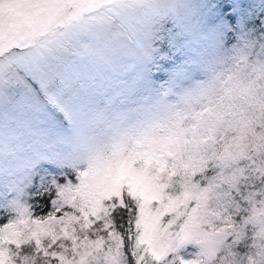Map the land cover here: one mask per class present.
<instances>
[{
    "label": "snow or ice",
    "instance_id": "snow-or-ice-1",
    "mask_svg": "<svg viewBox=\"0 0 264 264\" xmlns=\"http://www.w3.org/2000/svg\"><path fill=\"white\" fill-rule=\"evenodd\" d=\"M242 7L238 2L214 4L195 23L177 16L171 26L156 31L149 19L155 9L142 12L139 0H117L111 16L136 45L123 54L130 62L121 64L119 72L93 68L83 56L52 57L46 54L52 51L48 45L0 59V127L23 121L35 129L33 164L54 159L61 141L113 93L138 98L132 102L179 94L180 104L159 101L160 135L153 138L144 159L134 164L135 170L94 175L85 183L88 203L101 198L116 203L124 187L129 196L139 194L144 235L134 251L140 264L148 260L141 259L144 244L161 245L159 215L153 216L161 205L177 216L187 215L184 238L175 246L164 245L173 253L169 264H180L184 243L199 249L197 264H264V139L252 146L245 143L234 108L236 89L228 87L216 63L229 49V37L232 52L249 44ZM85 48L89 56L105 54L97 36L89 37ZM47 167H36L37 175ZM14 175L13 161L0 158V198L18 193L7 201L15 218L9 214L0 223V264H126L118 240L93 234L91 217L80 212L53 215L70 207L67 195L59 188L45 190L33 179L27 200L47 196L49 208L36 217L39 203L21 199L24 189L14 185ZM171 187L178 193L182 189L183 195L165 200L161 193ZM107 211L115 215L114 209ZM255 225L260 230L250 232Z\"/></svg>",
    "mask_w": 264,
    "mask_h": 264
},
{
    "label": "rangeland",
    "instance_id": "rangeland-1",
    "mask_svg": "<svg viewBox=\"0 0 264 264\" xmlns=\"http://www.w3.org/2000/svg\"><path fill=\"white\" fill-rule=\"evenodd\" d=\"M235 2L243 5L240 12L248 26L246 39L249 44L232 52L229 37V49L216 63L228 87L236 89V118L245 133V143L252 146L264 139V32L261 31L264 28V0H139L142 12L155 9V13H149V19L154 20L152 28L156 31L171 26L177 16L195 23L211 11V5ZM116 3L117 0H0V59L21 57L37 47L48 45L52 51L46 54L52 57L79 59L83 56L84 62L93 68L119 72L121 64L130 62L122 59L123 54L136 45L128 38V30L121 28L120 21L111 16L110 10ZM231 11L233 9L229 8ZM92 36L100 38L104 56L87 55L85 45ZM133 99L138 98L116 93L105 98L75 131L69 133V139L61 141L59 154L54 159H41L39 164L32 163L37 139L35 129L23 121L0 127V158L13 161L15 175L12 181L24 189L21 199L28 202L27 193L33 190L30 187L33 179L42 183L45 190L53 188L57 191L59 188L67 195L66 203L70 207L57 209V212L68 209L62 213L80 212L81 216L91 217L88 223L96 226L93 234L101 240H118L125 256L123 235L112 226V216L107 210H115L126 199L132 203L127 187L123 188L122 196L115 198L116 203L111 198L88 203L85 183L94 175L115 176L135 170L134 164L144 159L151 141L160 135L163 105L159 101L166 105L181 103L178 93L166 97L153 95L151 100L145 97L139 102H132ZM41 165L48 167L43 175L38 176L36 167ZM71 170L75 181L67 176ZM16 195L18 193L14 192L6 199L0 198V208L5 209L0 212V223L2 219H9V214L15 218L14 209L7 201ZM161 195L165 200H176L183 195V190L178 193L175 187H171ZM133 198L139 214L135 228L134 224L129 227L128 240L132 238V243L127 241V244L133 264H140L134 250L144 235L145 218L139 206L142 203L139 194H134ZM186 211H191V205ZM157 215L162 232L161 245L144 244L141 259L147 256V264H169L173 253L171 249L165 251L164 245L175 246L184 238L183 225L187 215L177 216L165 205L156 207L153 216ZM259 230V225L249 229L250 232ZM179 254L180 264H197L199 249L195 244L184 243ZM126 264H130L128 259Z\"/></svg>",
    "mask_w": 264,
    "mask_h": 264
},
{
    "label": "trees",
    "instance_id": "trees-1",
    "mask_svg": "<svg viewBox=\"0 0 264 264\" xmlns=\"http://www.w3.org/2000/svg\"><path fill=\"white\" fill-rule=\"evenodd\" d=\"M67 176L70 178L71 181H75L76 179L75 174L73 173L72 170L67 172ZM52 191L55 192L54 189H52ZM47 199L48 197L45 196V198L40 201H36V200L28 201V203L33 204V205L39 203V207H36L34 209L36 213V217H39L42 213L49 212V208L47 207V204H46ZM64 211H68V209H65L63 211L61 210L59 212H57L56 210V212L53 213V215L62 213ZM114 211H115V215L112 216V220H114L116 229L123 235L124 242H125L124 249L126 251V259L129 260L130 264H133L127 241H128V233H131V230H129V227L133 226L134 224L133 228H135V221L137 220V214H139L138 208L135 204V200L132 199V203H131L129 199H126V201H123L121 205H118ZM4 220L6 219H2V223Z\"/></svg>",
    "mask_w": 264,
    "mask_h": 264
}]
</instances>
